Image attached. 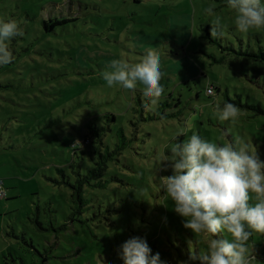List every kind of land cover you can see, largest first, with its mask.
I'll list each match as a JSON object with an SVG mask.
<instances>
[{"label": "rangeland", "instance_id": "374dc122", "mask_svg": "<svg viewBox=\"0 0 264 264\" xmlns=\"http://www.w3.org/2000/svg\"><path fill=\"white\" fill-rule=\"evenodd\" d=\"M209 6L215 15L205 13ZM184 12L190 16L189 43L180 49L179 57L161 63V71L164 73L166 67L187 56L201 74L189 84L177 85L168 81L166 75L163 77V94L172 93L176 102L180 100L178 105L171 104L173 97L162 95L158 104H167L157 111L153 106H144L145 113L131 111L136 108L131 99L139 98L136 90H143L142 84L138 83L134 90L120 85L109 87L102 78L106 68L101 69L93 56L87 64L76 61L77 55L85 57L86 53L101 50L128 62L138 61L141 56L134 46V37L165 39L170 35L172 18ZM49 13L74 15L77 22L46 34L41 18ZM216 16L221 18L223 34L213 40L211 22ZM234 18L227 0H0V20L15 19L24 33L9 41L13 59L0 65V194L4 196L0 197V264H22L21 260L33 264L28 261L31 254L36 261L42 258L30 243L49 257L46 264H101V258L103 264H123L120 246L133 237L146 240L151 253H159L166 264H194L190 255L203 251L209 238L195 236L183 227V218L175 213L173 202L164 197L155 183L169 176V170L172 172L165 168V161L177 134L187 139L195 133L219 144L240 136L254 146L264 162V113L256 112L258 108L264 111V73L255 74L251 61L239 60L233 53L264 49V29L241 33ZM206 29L213 43L206 38ZM174 48L170 42L160 44V58L170 57ZM208 87L215 90V96L207 97ZM226 97L239 101L242 114L235 121H219L215 117L214 106L222 105ZM149 110H153L151 115L177 114L141 125L145 122L140 118L148 116ZM106 114L119 115V123L132 140L123 156L130 172L117 174L130 185L121 190L115 184L113 188L117 194L131 190L128 194L134 196L128 211H113L110 207L107 213L103 207L109 247L101 239L105 226L97 219L81 220L77 216L72 225L60 227L73 214V204L71 190L56 183L62 180L59 170L71 181L74 177L68 167L73 162L72 142L91 140L85 146V166H93L87 158L95 155L97 132L110 150L116 149V124L106 123L102 118ZM193 114L196 119L190 120ZM182 116L184 121L177 119ZM129 120L136 125L131 126ZM131 148L137 155L129 154ZM74 161L75 172H79L78 157ZM151 161L156 170L147 168L146 163ZM90 194L98 205L102 202L103 194L86 193L90 201H94ZM49 203L56 210L54 218L49 213ZM37 222L44 228H50L53 222L55 230L43 231ZM127 227L132 230L127 231ZM12 231L18 238L11 235ZM224 235L215 238L224 239ZM189 241H193L190 248ZM249 247L264 264V235L254 234Z\"/></svg>", "mask_w": 264, "mask_h": 264}, {"label": "clouds", "instance_id": "9594fccd", "mask_svg": "<svg viewBox=\"0 0 264 264\" xmlns=\"http://www.w3.org/2000/svg\"><path fill=\"white\" fill-rule=\"evenodd\" d=\"M227 6L235 13L234 24L239 32L264 29L262 0H227ZM204 11L215 15L211 6ZM222 34L221 18L216 16L211 22V39ZM23 35L15 19L0 20V65L13 59L9 41ZM164 75L157 47L151 45L145 47L138 62L114 59L102 72L109 87L120 85L134 90L138 83L142 84L146 108L156 105L164 93L161 84ZM206 91L216 95L210 87ZM214 113L219 121H235L242 109L225 102L222 106L216 104ZM195 119L193 114L190 120ZM165 162L172 175L159 179L164 197L173 202L185 229L195 236L209 238L206 248L189 259L200 264H260L249 247L254 234L264 235V162L254 146L240 136L219 144L194 133L182 144H173ZM222 233L226 234L224 239L215 238ZM188 244L192 247L193 241ZM119 258L123 264H166L139 237L130 238L120 246Z\"/></svg>", "mask_w": 264, "mask_h": 264}, {"label": "trees", "instance_id": "16d2710c", "mask_svg": "<svg viewBox=\"0 0 264 264\" xmlns=\"http://www.w3.org/2000/svg\"><path fill=\"white\" fill-rule=\"evenodd\" d=\"M135 1H137V0H135ZM46 16H47L46 18L45 17L41 18L42 29H43L44 33H46V34H50V33L53 34L57 27H63L67 24L77 22L76 16H74V15L68 16V15H66V13L60 14L58 16L57 15L54 16L53 14L49 13V14H46ZM206 30H207L206 38L209 40V32H208V29H206ZM209 41L212 42V40H209ZM168 42H170V41H167V43ZM170 43L174 44L173 42H170ZM186 46L187 45H185V47ZM183 47L184 46H182V45H177V44L175 45V48L173 49V51L170 52L171 60L173 57H179V54H180L179 51H180V49H183ZM80 49H82V48H80ZM101 51L95 52L93 54L86 53L85 57L84 56L82 57L81 55H77L76 61L79 64H84V63H86V61L90 57L93 56L94 61L97 62V65L101 69H105L110 64L112 59H116L117 57H114L111 55H109L110 56L109 57L106 53H102ZM233 53L239 58V60L243 59L244 61L245 60L251 61L255 65V70H256L255 74L264 73V49H259L257 52L246 50L245 52L237 51V53L236 52H233ZM97 55H103L104 57L110 58V60L99 58ZM183 57H187V56H183ZM100 59H102V60H100ZM78 67L81 69L83 68L80 66H78ZM166 70H167V67H166ZM166 70L164 71V74L166 76L165 75L164 76L167 79V71ZM190 81H191V79L190 80H184V81H179L177 79L172 84H175V85H177L178 83L189 84ZM216 91L218 93V92H220V89L216 88ZM136 92H138L139 98L136 99V101H134L135 100L134 98L131 99L133 106H136V108L131 109V111L132 110L136 111L138 109V111H142V113H145L143 109H144L145 104L147 103V98L144 97V95H143V97L142 96L140 97V95L143 94V90H136ZM162 95H167L168 97H173L172 93H170V92L162 94ZM206 95H208L207 97L213 96V95L207 94V92H206ZM225 102H230V103H233L235 105H237L239 103V101L234 102V101L230 100L228 97L225 98L224 103ZM165 104H167V103L166 102L165 103H159V104L157 103L156 105L153 106L154 107L153 110L157 111V109H159V107L161 105L165 106ZM171 104L178 105V104H180V100H178L176 102L175 98L173 97V102H171ZM171 104L169 105V107H172ZM138 105L140 107H137ZM149 108L152 109V106ZM153 110H149L148 111L149 115L146 117L144 115H142L140 120L145 122V123L141 124V125H146V123L149 121H156V120H160V119L173 117V116H175V113H176V112H173V114H170V115L169 114L161 115V114H156V112H155V113H153V115H151V112ZM177 110H179L181 112L180 108H178ZM127 112H129V111H127ZM256 112L264 113V111L262 109H259V108L256 109ZM180 115H181V113H179V115H177V116L180 117ZM118 116L119 115H117V114H110V115L106 114V115L102 116V118L104 119V121L106 123L113 121L116 124L115 125V137L117 138V140H119V142L117 144H115L116 149L113 151L110 150L109 146H107V144H105L104 140L101 138V134L100 133L98 134V132L96 130L97 128H94V130L97 132V138H96L97 144H96V149H95V155L96 156L95 155L92 156L89 154L90 156L87 158L90 162H92L93 166L92 165L91 166H85V164H84L85 158H83V157H85V146H88L91 143V140L89 138H86V139H88V143L85 145H83V140L80 141L79 143H77V141L72 142L70 145L71 146L70 151H71V157H72L73 162L71 164H69L68 167L71 170V174L74 177H72V181H71L69 176H66L65 173L62 172V170H59V172L62 175V180L60 182L59 181L56 182L58 184L66 185L71 190L70 197L72 198V204H73V214L70 215V217L67 219V222L60 225V227L61 226L66 227L67 223H70L72 225L73 221H75L74 217H77V216H79L81 220H91L92 218L97 219L98 220L97 223L105 226L104 230H106V232L102 234L101 239H103V241L105 243L104 245L105 246L108 245V247L110 246L109 245L110 235L108 236L107 230H109V228L107 227L108 223L106 222V220L104 218V214L102 211L103 207L106 206L105 212H107V213H110V210H109L110 207L113 211H117V210H124V211L127 210L128 211L131 209V203L134 202L133 201L134 196H130L128 194V192L131 190H128V192H127V189H125L124 191L118 192V194L116 193L118 188H120L122 190V188H126V186L130 185L129 183L123 181L122 179H119L117 177V174H120L121 171H124L125 173L130 172L129 166L126 163V161L124 160L123 156H124V150L127 149V147H128V142L132 141L130 138H128V136L126 134L127 131L124 129L123 125L121 123H119ZM177 119L182 120V121L185 120L183 116L181 118L177 117ZM129 124L131 126L136 125L135 123H133L130 120H129ZM106 126H109V125L106 124ZM138 126H140V125H138ZM183 136H184L183 134H177V138L175 137L174 144L175 143L182 144L185 140ZM78 152H79V154H78ZM169 153H170V150H169ZM129 154H131L132 157L134 156V154L137 155L134 148L130 149ZM75 157H78V159H79V170H80L79 172H75V169H76V163L74 161ZM150 163L151 164L146 163L147 168L151 169V167H152L153 170H156L157 167L152 164V161ZM165 168H168V167L165 166ZM167 173L169 174V176L172 175V172L170 170ZM160 176H161V172H160ZM129 180L131 181L130 176H129ZM155 183L158 186L161 185V182L159 181V179L156 180ZM115 184L118 185L117 189L113 188V185H115ZM97 191H98V193L103 194L102 202L99 205L97 204V199L93 194H90V196L94 198V201H90V199H88L85 196L86 193H95ZM111 198L114 199V202H111V200H110ZM117 201H120L121 203L119 204V203H117ZM93 202L94 203L96 202V204H94ZM49 205H50V203H49ZM49 213L54 218V216L56 214V210H54L53 207L51 206V207H49ZM85 214H87V215H85ZM83 215H85V217H83ZM72 217H73V219L69 220ZM68 220H69V222H68ZM79 222L80 221L78 220L77 223L79 226H81V222L80 223ZM37 224H38L39 228L43 231H49V229L55 230L53 222H50V224H49L50 228H44L43 224L41 222H37ZM127 228H128L127 231L132 230L131 227H127ZM111 229L112 228H110V230ZM11 235L14 238H18V236L16 234H13V231H12ZM106 238L108 241L106 240ZM24 242L27 243L25 240H24ZM29 245L34 250V252L38 255V257H42V258H38L36 261L34 255L31 254L28 261H32L33 264H35V263L46 264L49 262V257L44 256L42 253L38 252L37 248L34 247L32 245V243H30ZM21 262H22V264H26V261H24V260H21ZM194 264H200V262L198 260H196V261H194Z\"/></svg>", "mask_w": 264, "mask_h": 264}, {"label": "crops", "instance_id": "0c3cea01", "mask_svg": "<svg viewBox=\"0 0 264 264\" xmlns=\"http://www.w3.org/2000/svg\"><path fill=\"white\" fill-rule=\"evenodd\" d=\"M191 36L190 32V16L184 13H180L172 18V26L170 30V35L166 39L146 37L142 35H137L134 37V46L137 50V54L142 56L144 54V49L146 46L157 47L160 49V44H165L167 41L173 42L175 45L185 46L189 42ZM118 59V58H116ZM114 60V59H112ZM171 58L169 56H162L160 58V63L170 62ZM138 62V61H134ZM167 79L172 81L175 80L184 81L190 80L192 78H197L201 73L197 65L187 57H183L175 64L167 67Z\"/></svg>", "mask_w": 264, "mask_h": 264}, {"label": "built area", "instance_id": "2783aa9c", "mask_svg": "<svg viewBox=\"0 0 264 264\" xmlns=\"http://www.w3.org/2000/svg\"><path fill=\"white\" fill-rule=\"evenodd\" d=\"M207 92V91H206ZM208 94V93H207ZM210 95V94H209ZM87 141L83 140V145H85ZM0 197H4L2 194H0Z\"/></svg>", "mask_w": 264, "mask_h": 264}]
</instances>
